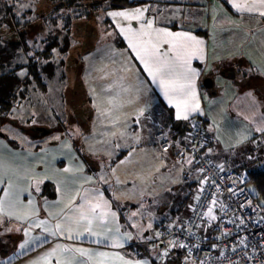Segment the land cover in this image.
Returning a JSON list of instances; mask_svg holds the SVG:
<instances>
[{"label":"crops","instance_id":"obj_1","mask_svg":"<svg viewBox=\"0 0 264 264\" xmlns=\"http://www.w3.org/2000/svg\"><path fill=\"white\" fill-rule=\"evenodd\" d=\"M144 1L138 7L109 12L110 15L112 12L146 9L141 19L125 20L110 15L107 20L109 29L113 28L121 37L119 39L138 62L130 65L118 62L119 71L115 74L118 77L113 85L122 96L117 99L120 118L130 120V128L140 126L139 122L146 126L156 124V133L159 127L167 126V108H172L174 118L182 121L205 114L209 140L205 153L220 162L218 149L209 153L210 146L216 147L217 142L224 146H237L250 140L254 134H264V5L260 0H225L228 6L223 0ZM237 4L242 7L237 8ZM249 7L253 10L249 11ZM149 21L152 30L147 29ZM130 29L136 33L149 31L153 42L156 40L153 30L156 29L187 32L203 41L202 54L194 57L190 65L196 72L194 87L200 108L189 112L188 119L177 118V99L170 103L160 85L148 75L129 43ZM170 47L168 44L160 47L161 53H168V58L174 56L169 51ZM206 77L213 79V87L209 90L203 86ZM209 125L214 134L209 132ZM50 131L45 127L39 128L43 134ZM223 136H228L227 141ZM61 142L14 147L0 138V201L3 202V211H0V264H34L37 261L39 264H81L82 261L85 264H123L124 261L136 264V259L126 253L131 248L135 251L138 248L136 242L146 235L136 236L134 229L128 228L126 218L124 221L121 219L123 212L117 210L115 203L106 196L105 185L96 173L97 155L90 157L86 153H93L89 146L80 151L71 143L62 146ZM172 154L183 163L187 162L189 167H194V159L187 148L175 147ZM91 167L93 171L89 172ZM45 183L53 187L56 200L45 195ZM195 187L200 188V177ZM51 190L48 188L49 192ZM86 194L93 203L94 197L102 196L110 205V211L116 214L114 221L109 217V222L103 227H98V222L93 223V230L104 234L91 236L84 232L79 239H69L67 232L53 236L55 225L63 224L64 217L71 215L72 209L85 204ZM40 221H47L45 227L49 231L35 226ZM72 235L75 236V232ZM106 237L118 239L122 246L114 247L112 239ZM97 240L102 243H95ZM22 244L23 248L20 247ZM58 245L62 247L57 248ZM64 247L88 249L93 253V259L64 251ZM53 249H56L55 254L49 256ZM98 253H107V256L101 257Z\"/></svg>","mask_w":264,"mask_h":264},{"label":"rangeland","instance_id":"obj_2","mask_svg":"<svg viewBox=\"0 0 264 264\" xmlns=\"http://www.w3.org/2000/svg\"><path fill=\"white\" fill-rule=\"evenodd\" d=\"M110 1L73 0L68 5L65 0H8L11 5L16 4L15 10L24 24L11 19L0 34L4 35L10 27L13 33L19 29L20 33L28 35L25 43L29 50L16 59L15 48L6 45L7 75L16 62L27 64L32 58L37 60V53L49 43L57 40L58 45L53 49L51 63L43 62L47 91L39 90L30 79L24 83L27 72L7 77L12 82H22L23 89L2 122L0 138L9 145H13L11 140L21 147L59 141L62 146L71 143L80 151L89 146L93 153H86L90 157L97 155L98 171L95 172L105 185L104 192L109 193L117 210L123 212L120 217L126 218L128 228L134 229L139 238L143 233L153 238L158 220L167 223L169 229L185 223L191 204L198 196L195 184L199 175L187 162L160 149L154 137L156 124L146 126L139 122L140 126L130 128L131 121L120 118L117 99L122 96L113 85L118 77L115 75L119 71L118 62L127 65L138 62L119 39L121 37L107 25L109 12L116 10L109 7ZM19 42L22 46L23 42ZM2 73L0 70V75ZM41 127L51 131L40 133L37 130ZM208 130L214 134L211 125ZM38 133L39 138L34 139L32 135ZM223 138L227 141L228 136ZM215 150L221 159L218 161L227 168L264 170V134H254L237 146L217 142L216 147L208 149L209 153ZM200 233H204V228ZM211 236L212 228H209L205 237ZM144 240L143 237L138 242L142 247L135 251L131 248L126 255L134 257L136 264H161L157 251L151 252L152 247L143 244ZM181 259L182 264H194L185 254Z\"/></svg>","mask_w":264,"mask_h":264},{"label":"built area","instance_id":"obj_3","mask_svg":"<svg viewBox=\"0 0 264 264\" xmlns=\"http://www.w3.org/2000/svg\"><path fill=\"white\" fill-rule=\"evenodd\" d=\"M188 135L194 158L201 163L205 148L201 118L192 121ZM175 136L174 131L164 127H159L155 134L165 152L177 143ZM202 168L207 176L201 180L199 196L185 223L169 229L167 223L158 220L154 237L146 238L143 244L161 250V264L179 250L186 251L201 264H264L263 201L251 189L249 172L221 171L210 164ZM209 228L212 236L207 238Z\"/></svg>","mask_w":264,"mask_h":264},{"label":"snow or ice","instance_id":"obj_4","mask_svg":"<svg viewBox=\"0 0 264 264\" xmlns=\"http://www.w3.org/2000/svg\"><path fill=\"white\" fill-rule=\"evenodd\" d=\"M260 3L264 5V0H260ZM237 8H241L242 5L237 4ZM249 11L253 8L249 7ZM142 10L137 8L134 12H112L110 13L113 17H122L125 20L128 19H141L143 17ZM264 14V13H262ZM147 29L152 30V23H147ZM123 30V29H122ZM132 32L129 36V43L136 50V55L141 59L144 64V68L147 70L148 75L152 77L154 82H157L163 89L165 96L169 97L171 103L173 99H177L176 107L178 108L177 118L188 119V113L198 111L200 108L198 99L195 94L194 78L196 72L190 67L191 61L194 57L202 54L203 41L198 40L195 36L187 33H172L164 30H153L156 33V40L153 42L152 36L149 31L142 30L140 33ZM147 37V39H144ZM136 41L135 43L133 41ZM161 44L170 45L169 51L174 53L172 58H168V53H161ZM39 183V180H37ZM39 191V188L36 189ZM95 203L91 199L85 197V204L78 208L72 209L71 215L64 217V223H57L55 225L56 231H52V235H63L64 232L68 233L69 239H79L84 232H87L91 236H99L104 233L93 230V223L98 222V227H103L104 224L108 223V218L111 217L114 221L115 213L110 211V205L102 196L94 197ZM99 210V211H98ZM0 211H3V202L0 201ZM11 215V213H9ZM212 215L211 210L208 213ZM213 219L215 217H212ZM47 221H40L36 224V227H45ZM45 231H49L45 227ZM111 231V229H107ZM75 232V236L72 233ZM116 232H119V228H116ZM112 239L114 247H120L121 242L118 239L106 237ZM130 238V236H129ZM95 243H102L97 240ZM21 248L24 245H20ZM62 246H57L61 248ZM64 251H71L79 253L82 257H87L89 260L93 259V253L88 249L84 248H63ZM56 249H53L48 255H54ZM99 256H107V253H98ZM120 259H123L122 257ZM39 264V262H34ZM85 264V262H81ZM123 264H131L130 261H124Z\"/></svg>","mask_w":264,"mask_h":264},{"label":"trees","instance_id":"obj_5","mask_svg":"<svg viewBox=\"0 0 264 264\" xmlns=\"http://www.w3.org/2000/svg\"><path fill=\"white\" fill-rule=\"evenodd\" d=\"M68 5H70L73 0H65ZM146 1L143 0H112L109 2V7L111 9H120V8H125V7H138L141 6L145 3ZM224 4L226 6H228L227 1L223 0ZM106 5V6H108ZM16 4L11 5L8 0H0V31L4 28H6V26H8V24H10L11 19H14V21H16L17 23H22L19 19V15L17 14L16 10H15ZM95 9V8H94ZM107 9V7H106ZM29 14L30 12L32 13V11L29 9L27 11ZM28 23V22H25ZM24 24V23H22ZM10 28H7L6 30L9 31H5L6 33L3 35V33L0 34V70L3 71V73L0 75V127L2 125V122L5 121V119L8 117V115L10 114L11 110L13 109V106L15 105L16 100L19 99L20 95L19 94L23 87H22V82L16 83L15 81L12 82L11 80H9V78H7L8 76H16L18 74V72H27V75H25L23 77V81L25 83V81L27 79H30L31 81L34 82V84L38 87L39 90L45 92L48 89V85L45 82V78H44V73H43V69L45 67V65L43 64V62H47L48 64L51 63V58L54 56V48L55 46L58 45V41L55 40L53 43H49L47 46H45V49H43L41 52H38L37 54L38 59H34V58H30L31 60L25 64L24 62H16L14 68L9 70V74L7 75V73L5 72V66L7 65L8 62L4 61V56L8 54L7 50H4V48H6V45H11L15 48V53L16 55H18L16 57V59H18L20 56L26 54V52L29 50V48L26 46V40L28 39V35L26 36V33H20L19 29H17V33H13ZM9 34V38H6V40L4 39L6 37V35ZM23 42V45H20V42ZM122 41H119V43H121ZM15 59V60H16ZM20 64V65H18ZM11 67V66H9ZM18 98V99H17ZM162 103V102H161ZM163 105H165L166 107H168L165 103H162ZM173 109L172 108H167V114H168V121H167V127H169L172 131L175 132L176 136V140L177 143L174 144V147L172 148V150L175 147H182V148H187L188 151L190 152V154L192 155L193 159H194V169L198 172V175L200 177V187H201V171L199 170V168L201 167V163H197L195 158H194V154L191 151V139L190 136L188 134H190L191 131V125H192V121L195 118H201L200 116H197L189 121H182V120H176L174 118L173 115ZM169 124V126H168ZM179 125L178 129H175L176 125ZM39 132V129L37 130ZM0 132H1V128H0ZM156 134V133H155ZM39 136V133L35 136L34 134L32 135V137L34 139H36ZM155 137V135H154ZM156 138V137H155ZM157 139V138H156ZM158 141V140H157ZM209 141V140H208ZM207 141V145L205 146L203 152H205L207 146L209 145ZM10 142L13 143V145H15L14 147H16V144H14L15 142L11 141ZM158 145H159V141H158ZM160 147V145H159ZM39 148V146L37 147ZM161 149V147H160ZM162 150V149H161ZM169 151V152H172ZM163 151V150H162ZM165 152V151H163ZM238 169V168H237ZM240 169V168H239ZM89 172H92V167L91 170L88 169ZM250 173L251 176V189L252 191L259 197L262 198L264 200V170L263 171H248ZM48 188L52 189L50 192L48 191ZM199 188V187H198ZM197 188V194L199 196V189ZM44 190H45V195L47 196L48 199L51 200H56L57 196L55 191L53 190V187L51 186V184L49 183H45L44 184ZM106 196L109 197V193L106 191ZM197 196V198H198ZM197 198L193 201V203H195V201L197 200ZM192 203V205H193ZM191 205V208H192ZM264 209V208H263ZM264 211V210H263ZM121 219H123L124 221V217L122 216ZM145 239L147 237H144ZM135 246L140 247L139 243H136ZM133 246V247H135ZM146 251V250H145ZM149 251V250H148ZM151 252H156L159 254V256L161 255V250L159 249H155L152 248L150 250ZM149 251V252H150ZM177 255L174 259L170 258L172 255ZM185 254V258H190L192 260V262L194 264H201V261L196 260L193 256L189 255L186 253V251L183 250H179V251H175L172 254L168 255V260L167 262H165L164 264H182V255ZM158 257V256H157ZM155 259V258H154ZM159 259V257H158ZM156 262V260H154ZM157 264V262H156Z\"/></svg>","mask_w":264,"mask_h":264},{"label":"bare ground","instance_id":"obj_6","mask_svg":"<svg viewBox=\"0 0 264 264\" xmlns=\"http://www.w3.org/2000/svg\"><path fill=\"white\" fill-rule=\"evenodd\" d=\"M207 78H210V77H206L205 79H207ZM203 86H204V81H203ZM211 88H208V89H211ZM201 119H202V122H203V138L205 140V146H206L207 145V141H208V137H207V133H206L207 117L205 116V114L201 115ZM204 164H210L211 166H214V167L218 168L221 171H239V172H241V171L245 170V169L240 170V169H234V168L230 169V168L224 167V166H222V164L220 162L216 161L213 157H211L207 153L203 152L201 154V180L204 179L207 176L206 171L202 168ZM256 197L259 198L257 195H256ZM262 201H263V208H264V200L262 199Z\"/></svg>","mask_w":264,"mask_h":264},{"label":"water","instance_id":"obj_7","mask_svg":"<svg viewBox=\"0 0 264 264\" xmlns=\"http://www.w3.org/2000/svg\"><path fill=\"white\" fill-rule=\"evenodd\" d=\"M204 86L206 87V88H211V87H213V79L212 78H207V79H205L204 80ZM179 128V125L177 124L176 126H175V129H178Z\"/></svg>","mask_w":264,"mask_h":264}]
</instances>
